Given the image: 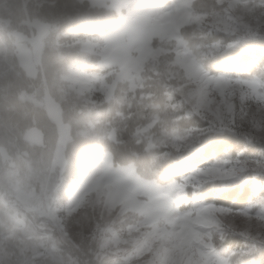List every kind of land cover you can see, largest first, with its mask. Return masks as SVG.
Segmentation results:
<instances>
[{
  "label": "rangeland",
  "instance_id": "374dc122",
  "mask_svg": "<svg viewBox=\"0 0 264 264\" xmlns=\"http://www.w3.org/2000/svg\"><path fill=\"white\" fill-rule=\"evenodd\" d=\"M8 1L0 0L3 10L0 14V51L7 52H0V64L4 66L5 61L14 60L31 80L39 78V88L36 85L32 91L23 88L18 91V95L43 106L56 125L58 141L66 143L73 132L81 136L114 140L116 134L121 132H118L116 124H124L131 115L135 121L143 122L134 129L133 135L138 141H145L148 148L168 146L164 139L155 137L153 127L159 121L156 112L148 114L138 111L125 115L124 111L118 109L115 125L106 126L102 121L103 113L108 104L114 101L117 80L81 72L79 68L69 69L64 87L60 90L61 98L78 106L77 113L86 111L75 122L79 124L78 127L71 124L69 116L64 114L59 105L60 98H56L48 89L49 73L44 71L42 60L43 47L55 25L29 10L35 5L52 4L54 1L12 0L13 7L5 14L4 10L9 7ZM87 1L90 5L114 8L118 14L128 9L126 5L134 2ZM191 1L179 0L178 5L148 21L138 17L124 20L119 30L109 35V46L118 47L122 64L132 63L136 67V71L127 77L129 91L123 104L128 108L132 102L143 101L142 98L147 96L142 90L145 80L158 77L164 80L167 98L171 99L173 94L178 98L171 104L172 108L175 109L176 104L183 101L192 106V112L197 116L200 112L213 114L215 118L228 114L232 122L235 117L234 122L237 123V116L247 111L246 105L264 106V79L210 75L196 60L194 52L205 56L220 49V45L211 42L204 46L197 44L191 49L183 40L180 28L194 23L202 35L223 33L227 36L234 26L252 28L258 19L248 6V0H218L228 6L230 14L211 19L202 12L182 10L181 5L187 9ZM162 3L174 4V0H162ZM14 14L20 16L15 24L10 21ZM68 43L79 45L84 55L95 53V42L90 38ZM60 44L64 46L65 42ZM133 51L135 56L130 55ZM4 54L8 55V59ZM146 66L150 76L143 77L141 73L146 70ZM6 68L10 69L8 65ZM92 110L94 113L90 114ZM184 116L190 117L189 112L184 113ZM190 130L196 132V129ZM26 132L19 139L26 135L28 139L40 140V133L35 129L29 128ZM184 135L191 140L186 133ZM19 139L10 132L4 121L0 122V264H6L9 259L14 260L15 264H77L68 250L69 246L72 250H81L80 247L89 248V242L96 245L92 251L97 260L115 256L132 264L146 254H153L159 257V264H222L225 261L226 257L221 255L209 256L208 250L214 246L212 231L226 225L225 218H234L229 210L212 204L185 207L186 199L199 200L185 198L184 193L187 186L195 189L212 180L224 182L239 177L246 169L233 176L226 174L229 169L236 167L227 160L237 158L223 157L220 159L225 160L220 162L216 159L166 184L156 181L136 184L113 174L111 155L109 151H104L98 162H91L94 176L87 182V190L61 200L59 193L63 169L59 162L55 158L49 161L47 170L37 167L31 157H23L20 148L23 145H19ZM169 145L170 150L176 152L185 144L176 137ZM23 151L26 152L25 149ZM134 176L135 169L130 166L127 177ZM92 192L101 194L95 203L89 199ZM100 208L102 211H98ZM114 209H119L124 217L129 214L143 217L144 222L126 225L122 234L114 227L116 221L104 222V217ZM77 242L87 244L81 246Z\"/></svg>",
  "mask_w": 264,
  "mask_h": 264
},
{
  "label": "trees",
  "instance_id": "16d2710c",
  "mask_svg": "<svg viewBox=\"0 0 264 264\" xmlns=\"http://www.w3.org/2000/svg\"><path fill=\"white\" fill-rule=\"evenodd\" d=\"M52 4H40L35 5L30 8V13L39 16L42 20L50 22L55 25L53 31L50 32L48 36L47 43L43 47L42 60L44 61V71L50 72L52 68L57 66L61 61L60 57L51 51L52 48L62 46L61 42H73L82 39H70V36L76 31H80L81 35L87 32L90 26H98L105 20L111 18L112 16L118 15V12L114 8H108L105 6H94L90 5L87 0L82 2H75L73 0H52ZM193 0L190 3L192 4ZM8 5L13 7L12 0L8 1ZM59 5L60 7H56ZM3 13L2 8H0V14ZM199 13V12H195ZM205 14V13H203ZM75 17V18H73ZM20 19L18 14H14V18L10 19L14 24ZM185 30H189L193 34V38L196 43L193 45H188L191 49L195 45L200 44L202 46L209 45L211 42H217L220 45V49L201 56L200 54H195L196 60L201 64L202 68L206 71H210L213 74L216 72H228L232 76H240V78H253L258 77L264 79V55H261V50H264V36H246L240 40L239 43L233 45L232 47H226L231 41V37L225 36L223 33H216L214 35L208 36L202 35L199 28L194 23L189 25H182L180 28V34L183 38ZM50 36H54V39L49 40ZM207 37V39H206ZM2 37L0 36V39ZM184 40V39H183ZM7 44H9L4 41ZM58 46H56V45ZM255 51V56L251 57L248 61L247 67L241 69L237 61L239 60L241 52ZM1 53H7L5 50L0 51ZM8 59V55L4 54ZM12 64V65H11ZM0 64V122L4 121L6 126H8L10 132L17 135V138H21L22 133L24 134L29 128L35 129L40 133V140L34 141L28 139L26 135L19 139V145H23L21 148V153L23 157H31V149L42 148L45 143V125L39 119V115L43 112L47 119L53 122L47 115L46 110L41 105H36L31 102L30 99H22L18 95V91L23 88L27 91L31 90L35 86L33 81H37L39 78L31 80L27 75L20 70L15 61L9 62L5 61L4 66ZM10 67L7 70L6 66ZM12 66V67H11ZM48 79V76H46ZM164 80L156 77L146 79L142 90L147 93V96L143 97V101L148 105L144 107L145 109L140 110L145 113H154L158 115L159 121L154 125L153 130H156L162 123V118L160 115L161 104L156 99L157 89L159 90V95L167 98L165 86L163 85ZM138 95V94H137ZM56 97V96H55ZM57 98V97H56ZM168 99V98H167ZM169 101L171 99H168ZM113 103H109L107 110L103 113L104 124L115 125L114 120L117 117V109H113ZM172 103H166L165 106L169 109L172 108ZM59 105L62 107L64 114L68 115L71 124L75 123L77 119L86 112L82 110L77 113L78 106L68 103L64 98L59 99ZM65 105L68 106V111L66 112ZM122 111L125 115L134 114L138 111L132 109V105L128 108L123 104ZM76 115L75 119H72V114ZM93 110L90 114H93ZM34 119V124L31 125ZM179 121L176 125L179 129H197L204 126L201 120L197 118H190L184 116V112H181L178 116ZM111 122V123H109ZM143 122L135 121L133 117L126 118L123 122H118V132L114 140H109L106 137H91V136H81L77 132H73L78 135L84 142L86 146H91L96 152L102 155L104 151H109L111 155V161L113 164V150L119 149L121 146L128 147L126 142V137L131 128V133H134V129L137 126L142 125ZM123 125V126H122ZM27 133V132H26ZM72 134V136H73ZM155 137H157V133ZM185 133L180 131H174L167 136L160 137L166 141V145L170 146L169 143L173 138H180V142L185 145L183 148L175 151L170 150L168 146H155L150 149H161L162 152L159 155L165 157L161 164V170L164 177L160 181H156L159 184H166L172 180H178L183 175L188 174L194 168H202L207 164L214 162L216 159L227 157L230 159L239 160H257L264 161V143H259L256 141H246L245 138L239 135L236 131H230L228 129H217L208 132L201 133L198 138L192 142L187 138ZM71 136V138H72ZM70 138V140H71ZM178 140V139H177ZM144 143L145 141H138ZM145 144V143H144ZM146 145V144H145ZM26 150L24 152L23 150ZM259 185H264V173H258L251 168L246 169L239 177L231 179L228 181L212 180L211 182H206L198 188H192L191 186L186 187V196L196 198L199 201H203L206 204H223L226 207H239L244 208L248 203L259 200V197L254 195L253 189ZM260 196L264 197V189L260 190ZM233 200L235 202L233 203ZM212 202V203H208ZM0 203V207H1ZM218 206V205H216ZM58 234V233H57ZM55 234V238L59 240V236ZM78 245L85 246L87 242H77ZM81 250H72L69 246L77 264L85 254H91L95 259L94 252L92 248H85ZM218 250L221 256H230L234 264H253L255 261L258 264L262 256H264V251L260 249L253 248V242L239 234H231L226 237V240L218 245ZM66 253V249L63 250Z\"/></svg>",
  "mask_w": 264,
  "mask_h": 264
},
{
  "label": "clouds",
  "instance_id": "9594fccd",
  "mask_svg": "<svg viewBox=\"0 0 264 264\" xmlns=\"http://www.w3.org/2000/svg\"><path fill=\"white\" fill-rule=\"evenodd\" d=\"M56 7H60L57 5ZM11 6L6 8L5 14H8ZM255 16L257 19L264 17V7H253ZM129 15V10L112 16L105 20L98 26H90L87 32L81 35L80 31H76L70 36V39H82L90 38L95 42V53L91 55H84L79 45H74L65 41L64 46L51 49L60 57V63L52 68L49 72L48 89L58 99L60 97V90L64 87L65 77L69 74V69L79 68L81 72H87L94 74L95 76L107 77L112 80H117L116 93L112 104L113 109H122L124 97L127 96L129 87L127 77L134 71L136 67L132 63L127 65L122 64L120 59V51L116 46H109V35L119 30L121 23L126 20ZM75 18V17H73ZM145 21L150 19L141 18ZM128 35H132L129 33ZM208 37V36H207ZM206 37V39H207ZM54 39V36H50L49 40ZM183 39L186 44L193 45L196 40L193 38V34L189 30H185ZM131 56H135V52L130 53ZM143 77L150 76V72L146 70L141 73ZM264 78V77H262ZM155 80V78H153ZM33 84L39 88L41 85L39 81H33ZM156 99L161 104L160 115L162 118L161 125L155 130L158 137H164L174 131H180L186 133L188 137L194 142L199 134L190 131V128L179 129L176 122L179 121L178 116L181 112L187 113L192 111V106L188 103L176 104L175 110L169 109L165 106L166 103H175L177 97H172L169 101L166 97L159 95L157 89ZM145 102H132V109L140 111L143 109ZM216 105H213L215 107ZM66 112L68 106L65 105ZM247 111L243 115L237 116V127L235 131L245 137L251 134L252 136L264 139V106L253 107L252 105H246ZM76 115L72 114V119H75ZM39 119L45 125V143L42 148L31 149V160L34 164L47 170L49 167V161L57 160L63 169V179L60 186L59 198L61 200L66 199V196H76L81 192L87 190L88 181H90L94 172L91 170V162L99 161L100 154L95 151L91 146H86L85 142L75 133L71 140L66 143L63 140H57L56 125L49 121L46 115L41 112ZM232 124V117L228 114H223L220 118H215V127L217 129H225ZM128 147L121 146L119 149L113 150V174L124 177L126 180L130 179V182L136 184H142L150 181H160L164 174L161 170V164L165 157L159 155L162 152L161 149H150L144 143H140L137 137L131 133V128L126 137ZM132 166L135 169V176L132 178L127 177V170ZM225 167H228L225 165ZM234 167L229 169L226 174H232ZM59 179V177H57ZM100 193L92 192L89 195L91 202L95 203L100 198ZM151 207V205H149ZM102 211V208L98 209ZM116 221L114 227L123 234V229L126 225L133 222L143 223L144 218L138 217L135 214H129L128 217H124L119 209L110 210L107 216L104 217V222L112 223ZM226 225H237L239 221L237 219L225 218ZM89 246L95 250L96 245L89 242ZM151 261L152 264H159V257H155L153 254H146L132 262V264H148ZM6 264H15V261L9 259ZM79 264H127L125 260L115 256H106L105 259H94L91 254H85L80 259Z\"/></svg>",
  "mask_w": 264,
  "mask_h": 264
},
{
  "label": "snow or ice",
  "instance_id": "6c2138e0",
  "mask_svg": "<svg viewBox=\"0 0 264 264\" xmlns=\"http://www.w3.org/2000/svg\"><path fill=\"white\" fill-rule=\"evenodd\" d=\"M179 4V0H174V4H164L162 0H134L133 3L126 5L129 10V15L126 18L130 19L132 17L138 18H147L151 19L153 17H157L165 12L167 9H170ZM248 6L253 7H264V0H248ZM182 10L185 11H192V12H202L207 14V16L211 19L217 16H225L230 14L228 6L225 3H219L218 0H193L191 6L187 9H184L181 5ZM212 31H215L213 29ZM227 36L231 37V41L226 47H232L233 45L240 42V40L246 36H264V17H261L257 20L256 25L252 28H248L247 26L240 27L234 26L230 33L226 34ZM255 51L249 52H241L239 60L237 63L241 67V69L246 68L248 61L251 57L255 56ZM261 55H264V50H261ZM210 75L216 76H230L228 72H216L213 74L212 72L208 71ZM235 78L239 79L240 76H235ZM172 97H176L175 94ZM183 103V101H181ZM190 117H197L199 118L204 126L201 128H197L195 131L197 134H201L203 132H208L210 130L217 129L215 125V117L213 114L200 112L199 115H195L194 112H189ZM235 117H233V122L231 126L225 128L230 131H235L237 127V123H235ZM192 131V130H190ZM246 141H256L259 143H264V139L252 136L249 134L248 136L244 137ZM225 159H218L217 162L223 161ZM229 163L236 165L232 176L235 173L241 172L247 168H251L258 173H264V161H257V160H245L240 161L239 159L236 160H227ZM264 189V185H259L253 189L254 195L259 197L258 203L257 202H250V204L244 208L239 207H226L223 204H217L221 208L229 210V213L232 215L234 219L239 221L237 225H221L219 228L214 229L212 231V239H213V248L208 250V255L215 257L220 254L218 250V245L226 240V237L231 233H237L245 238L250 239L253 242L254 249H260L264 251V197L260 196V190ZM195 190V189H194ZM184 197L186 198V191L184 193ZM235 200H233V203ZM203 201H196L195 199L189 201L186 199L185 207H196L199 204H203ZM212 203V202H208ZM246 214V215H245ZM224 256V255H223ZM225 261L222 264H234L233 259L230 256H225ZM253 264H256L254 261ZM258 264H264V256L261 257Z\"/></svg>",
  "mask_w": 264,
  "mask_h": 264
},
{
  "label": "water",
  "instance_id": "95a60500",
  "mask_svg": "<svg viewBox=\"0 0 264 264\" xmlns=\"http://www.w3.org/2000/svg\"><path fill=\"white\" fill-rule=\"evenodd\" d=\"M37 133H38V132H37ZM27 134H28V132L26 133V135H27ZM30 139H32V138H30ZM33 139H34V138H33ZM33 139H32V140H33Z\"/></svg>",
  "mask_w": 264,
  "mask_h": 264
}]
</instances>
